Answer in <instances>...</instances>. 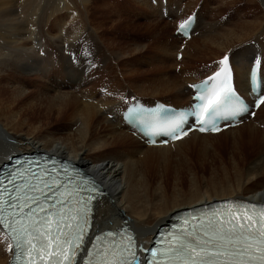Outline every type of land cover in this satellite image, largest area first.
I'll return each mask as SVG.
<instances>
[{
  "label": "bare ground",
  "instance_id": "obj_1",
  "mask_svg": "<svg viewBox=\"0 0 264 264\" xmlns=\"http://www.w3.org/2000/svg\"><path fill=\"white\" fill-rule=\"evenodd\" d=\"M130 1L165 15L173 27L203 3L191 31L196 35H172L154 73L139 80L133 77L142 71L124 59L126 48L104 35L125 20L117 10L100 13L107 0H0V168L28 152L80 165L107 191L93 208L92 230L119 229L125 220L142 254L156 229L181 210L225 199L264 203V105L237 127L216 135L191 132L161 147L139 142L120 118L136 100L151 105L164 97L185 108L187 85L214 74L226 55L238 91L246 94L249 67L264 62V0H215L211 10L210 0H191L182 14L179 0ZM244 1L255 14L240 6ZM213 13L222 20L209 18ZM189 67L208 69L196 80L185 73ZM261 75L264 84L262 66ZM10 256L0 230V264Z\"/></svg>",
  "mask_w": 264,
  "mask_h": 264
},
{
  "label": "snow or ice",
  "instance_id": "obj_2",
  "mask_svg": "<svg viewBox=\"0 0 264 264\" xmlns=\"http://www.w3.org/2000/svg\"><path fill=\"white\" fill-rule=\"evenodd\" d=\"M192 23L193 21L190 19L186 23L180 24V31H186V29ZM229 62V56H224L223 59H221L219 62V64L221 65L220 70L215 73V76L217 77L221 76V74L224 75L226 96L234 95L232 88L228 86ZM261 63L262 67H264V62ZM198 99H203V97H198ZM220 103H222V101L219 96H217L216 99L210 100L208 104L203 107V112L206 114H211L209 110L212 109L214 112V105L218 106ZM253 103L256 106L264 105V85H262V91L257 97V100ZM188 115L196 119L199 124V130L201 132L208 130L205 127L204 119L198 116L195 110L186 114V118ZM210 127L212 130H216L215 120ZM178 131H183L184 134H187V131L183 129L181 125H177V128L173 129L172 132L173 138L178 135ZM12 207L15 208L17 207V205H12ZM40 211L44 212L45 209L41 207ZM35 214V209H31L30 215ZM73 227H79L80 233L84 232L83 227L79 224L72 225L66 222L59 223L57 224V231L61 235H58L54 239L59 241L65 236L71 234L70 231L66 232L65 230H70ZM41 235H44V233H41ZM108 235H111V233H109ZM204 235L206 237L205 239L197 241V244L203 251L202 264H219V262H223V264H256V262H258V264H264V214H262L259 218H256L254 215L245 217L237 215L214 224L210 223L209 226L205 228ZM77 240L79 241V243L72 247L71 255H69L68 248L63 249L65 259L68 261H72L77 256L78 249L83 244V240L79 235L77 236ZM65 242L71 243L66 239ZM51 244L52 241L49 240V245ZM59 247V244H57V250H59ZM185 251L187 253L188 249H186ZM192 251H195V248H193ZM128 252L132 256V260L134 261V254L131 253L130 249H128ZM54 254V252L49 253V255ZM153 255H155V253H153ZM40 258L43 259L42 256ZM197 258L200 259L199 252H197ZM124 264H131V261H128L125 257Z\"/></svg>",
  "mask_w": 264,
  "mask_h": 264
},
{
  "label": "rangeland",
  "instance_id": "obj_3",
  "mask_svg": "<svg viewBox=\"0 0 264 264\" xmlns=\"http://www.w3.org/2000/svg\"><path fill=\"white\" fill-rule=\"evenodd\" d=\"M172 1L174 2L175 0H172ZM179 2H180V7L182 8V10H180L179 13L182 14L184 6L189 5L191 3V0H179ZM200 2L201 1H198L196 9L194 10V11H197V13L203 9V3L202 2L200 3ZM215 3H216L215 0H210L208 2V9L212 7L214 8L218 7V5H216ZM105 4L106 6L104 7V11L100 12L101 14L105 12L107 14H112L111 10L112 11L117 10L122 13V16L125 18V20L123 22H120L121 24L114 25L113 28L105 30L104 35L110 38L112 42H116L118 44L116 45V47L120 46V48H126L124 50L126 54L124 59L127 60L129 63H133L136 68H139L142 71V73L139 76L137 75L133 77V79L139 80L142 77L144 78L149 77L150 74H152V72L154 73L155 67H157L158 65V57L160 55L162 47L164 46V42L165 43L169 42V40L172 38V35H174L173 34L174 27L172 26V21L171 20L167 21L168 18H166V20L160 18V15L158 13L154 16L151 13L146 12L144 7L142 8L139 7V5L142 3H139L137 1L131 2L130 0L129 1L127 0H107ZM240 6H242V8L245 9L246 12L248 13L252 12L251 14H255V9L253 5L249 4L248 1H244ZM197 8H200V10L198 11ZM220 14H221V11H220ZM92 15L96 16V14H93V11H92ZM209 18H213L217 22L222 20L219 16L215 17L214 13ZM224 21L226 20L224 19ZM106 22H107L106 26H111L108 21ZM128 23H131V24L133 23V25L131 24L125 25ZM170 58L169 60L173 61V58L171 59ZM193 63L194 62H190L188 64H190L189 66L192 67L193 65L196 64V63L195 64ZM201 67L200 69L198 68L195 70L192 69L193 67L192 68L189 67L187 68L185 73L190 74L189 76L191 75L196 76L195 79L199 80L201 76L203 75V73L205 72V70L208 69V68L201 69ZM170 70L169 71L171 73H177L176 70L174 69H170ZM143 71H145V73ZM196 71H199L198 74L196 75L191 74ZM149 72L150 74H147ZM142 74H145V75H142ZM158 99L162 101V99H166V98L158 97ZM206 168L207 169H204L202 174L205 176V178H208L210 176V173H209L210 171L208 167ZM243 199H246V198H243ZM184 210H187V209H184ZM182 211L183 210H181V212Z\"/></svg>",
  "mask_w": 264,
  "mask_h": 264
}]
</instances>
